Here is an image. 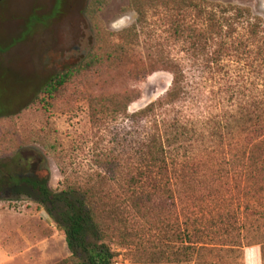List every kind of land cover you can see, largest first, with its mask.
I'll use <instances>...</instances> for the list:
<instances>
[{
  "label": "trees",
  "instance_id": "obj_1",
  "mask_svg": "<svg viewBox=\"0 0 264 264\" xmlns=\"http://www.w3.org/2000/svg\"><path fill=\"white\" fill-rule=\"evenodd\" d=\"M109 2L91 0L84 14L94 47L82 63L49 78L40 95L53 99L73 78L123 64L131 65L132 81L169 73V89L134 112L135 90L91 99L92 128H108L110 117L117 126L96 172L81 183L67 181L54 192L48 176H14L0 165V192L17 189L45 207L65 234L64 264H114L113 245L145 264H246L244 251L258 247L264 264L263 18L216 0H130L137 21L113 35L99 17ZM157 9L166 14L167 38L187 44L192 77L163 49L137 57ZM1 79L5 84L6 75ZM6 92L7 84L0 118L13 114Z\"/></svg>",
  "mask_w": 264,
  "mask_h": 264
},
{
  "label": "rangeland",
  "instance_id": "obj_2",
  "mask_svg": "<svg viewBox=\"0 0 264 264\" xmlns=\"http://www.w3.org/2000/svg\"><path fill=\"white\" fill-rule=\"evenodd\" d=\"M216 1L246 5L264 20V0ZM90 2H0V78L6 75L7 79L5 84L1 79L0 90L7 84L8 92L3 95L6 102L14 104L13 114L0 118L1 172L48 176L54 192L62 190L67 181L78 184L87 174H94L97 156L115 135L117 124L111 117L108 128H92L91 99L103 93L135 90L140 98L129 108L134 112L162 97L172 82V76L163 71L132 81L131 65L123 64L77 76L53 99L40 95L49 78L82 63L94 47L92 25L84 14ZM33 17L38 21L25 35ZM99 17L104 29L116 35L135 24L138 15L130 0H110ZM166 22L162 9L149 13L136 55L144 59L163 49L192 77L196 67L189 60L188 46L182 39L167 38ZM244 69L252 81V70ZM21 192H0V264H64L70 251L63 230L35 197ZM113 250L119 264H145L134 261L126 248L113 245ZM244 259L246 264H261L260 249H246Z\"/></svg>",
  "mask_w": 264,
  "mask_h": 264
},
{
  "label": "built area",
  "instance_id": "obj_3",
  "mask_svg": "<svg viewBox=\"0 0 264 264\" xmlns=\"http://www.w3.org/2000/svg\"><path fill=\"white\" fill-rule=\"evenodd\" d=\"M114 264H119L117 261H114Z\"/></svg>",
  "mask_w": 264,
  "mask_h": 264
}]
</instances>
